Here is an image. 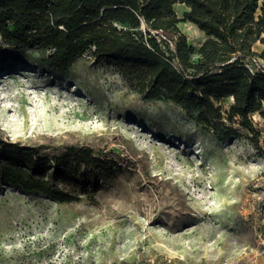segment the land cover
<instances>
[{
    "label": "rangeland",
    "instance_id": "374dc122",
    "mask_svg": "<svg viewBox=\"0 0 264 264\" xmlns=\"http://www.w3.org/2000/svg\"><path fill=\"white\" fill-rule=\"evenodd\" d=\"M174 7L182 17L186 7ZM178 27L194 49L204 39L189 21ZM48 52L0 37V68L14 67L0 93L30 85L0 94V133L49 157L86 145L116 164L67 202L0 180V264H264V106L250 115L253 132L218 139L91 52L65 71L48 67Z\"/></svg>",
    "mask_w": 264,
    "mask_h": 264
},
{
    "label": "trees",
    "instance_id": "16d2710c",
    "mask_svg": "<svg viewBox=\"0 0 264 264\" xmlns=\"http://www.w3.org/2000/svg\"><path fill=\"white\" fill-rule=\"evenodd\" d=\"M180 21L203 32L196 49ZM0 37L48 50L56 71L89 51L136 92L182 105L218 139L253 132L250 115L264 106V0H0ZM115 164L86 145L49 157L0 133V180L57 202L95 190Z\"/></svg>",
    "mask_w": 264,
    "mask_h": 264
},
{
    "label": "bare ground",
    "instance_id": "6f19581e",
    "mask_svg": "<svg viewBox=\"0 0 264 264\" xmlns=\"http://www.w3.org/2000/svg\"><path fill=\"white\" fill-rule=\"evenodd\" d=\"M4 71L2 72V68H0V80L2 79V78H6V76L4 77V75L6 74V73H8V72H11V71H14V67L13 66H10V65H7V66H5L4 67ZM13 74H11V76H12ZM29 80V79H28ZM28 80H22L21 81V85H20V83L18 82V81H15V83L14 84H11V85H8V86H6L5 88H4V91H2L0 94H2L3 96H5V97H9V98H11V99H15V97L16 96H18V95H20V93L22 92L21 91V87H19V86H23V87H26V89H29L28 87L30 86L29 84H28ZM30 91V90H29ZM32 91V90H31ZM38 96V95H37ZM36 96V97H37ZM40 96V95H39ZM34 98V97H33ZM17 101V100H16ZM10 102V101H9ZM28 102V101H27ZM15 103V102H14ZM10 105V104H9ZM8 105V106H9ZM15 105V104H14ZM68 105H69V103H68ZM71 106V105H70ZM28 107V106H27ZM63 109V108H62ZM60 111V110H59ZM62 111V110H61ZM60 111V112H61ZM67 111V110H66ZM73 111V110H72ZM41 116V115H40ZM2 129H4L3 127H1Z\"/></svg>",
    "mask_w": 264,
    "mask_h": 264
}]
</instances>
